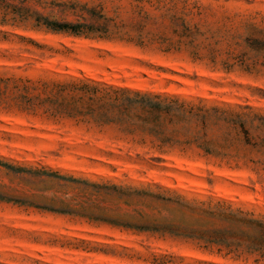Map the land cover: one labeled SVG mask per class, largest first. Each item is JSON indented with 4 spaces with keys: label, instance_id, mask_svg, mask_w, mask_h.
I'll return each instance as SVG.
<instances>
[{
    "label": "clouds",
    "instance_id": "clouds-1",
    "mask_svg": "<svg viewBox=\"0 0 264 264\" xmlns=\"http://www.w3.org/2000/svg\"><path fill=\"white\" fill-rule=\"evenodd\" d=\"M67 2L76 5L75 22L83 26L76 35L92 41L88 58L79 54L81 49L74 41L61 40L56 45L61 67L55 72L62 74L40 72L38 78L41 82L88 85L84 91L89 94L96 90L97 96L118 94L123 99L82 116L57 112L59 127L50 129L46 138L52 142L50 153L36 159L41 168L50 162L59 170L70 163L78 170L50 175V180L59 183L41 179L25 188L0 170V264H89L88 253L108 235H88L97 229L76 231L70 224L25 228L30 216L11 205L34 201L48 212L87 215L90 221L119 215L124 228H139L142 235H129L121 241L127 246L125 264H194L171 246L174 238L214 264H264V0ZM65 43L67 48L62 46ZM128 52L135 58L123 59ZM38 59L33 49L25 62L34 70L49 66L37 63ZM141 61L144 66L137 69ZM73 63L92 70L93 80L86 75L74 79L78 75L74 70L65 72L64 65L71 69ZM172 63L186 72L189 67L193 72L209 68L215 73L206 82L211 86L198 89L187 100L173 101L118 91L103 75L108 67L115 66L112 75L123 74L121 65L131 67L122 88L140 82L149 89L157 80L150 77L144 81L143 73L153 65L167 67ZM96 79L100 83H94ZM157 79L162 86H172L162 77ZM46 95L31 93V110L51 112L60 100L70 98L67 92L57 101L46 99ZM22 110L21 101L0 97V120L4 121L0 145L8 154L14 147L8 133L15 130ZM77 125L80 134H73ZM241 125L249 129L246 138L238 134ZM179 153L201 161L192 178L197 184L191 180L175 183L170 169L176 166L152 159L163 156L170 162ZM110 165L115 168L108 170ZM153 170L159 179L150 181ZM85 172L88 180L98 183L112 181L146 188L139 195L147 200L120 211L115 205L97 206L78 195L76 186L89 184L72 177ZM92 172L99 174L92 176Z\"/></svg>",
    "mask_w": 264,
    "mask_h": 264
},
{
    "label": "rangeland",
    "instance_id": "rangeland-1",
    "mask_svg": "<svg viewBox=\"0 0 264 264\" xmlns=\"http://www.w3.org/2000/svg\"><path fill=\"white\" fill-rule=\"evenodd\" d=\"M75 8L76 5L67 2V0H14V2L13 0H0V13L3 14L2 19H0V29H8V31H0V45L9 46L8 49L0 48V60L7 62L6 64L0 63V97L21 101L24 104V110L18 113L15 130L8 133L9 143L14 144L12 153H6L3 145H0V170H3L7 176H11L14 181L25 188H31L32 184L41 179L49 180L51 183H59V181L50 180V175L58 174L59 171H78L73 169L70 163L66 164L64 169L59 170L53 168L50 162L41 168L39 167L41 162L36 159L37 156H44L46 152L50 153L52 142L46 138L51 135L50 129L59 127L56 119L57 112H68L82 116L85 112L93 111L104 104L119 103L114 99V95H111L113 97H100L97 96L96 90H93L92 94L85 92L84 89L88 85L41 82L38 78L40 72H54L57 76L62 74L55 72V69L61 67L57 59L60 57V51L56 48L61 40L74 41L75 47L81 49L79 54L87 60L88 45L92 41L87 38L81 40L78 35L69 31H54L52 28L53 24H72L79 26L78 30L81 31L83 26L75 22ZM62 46L67 48V43ZM33 49L39 54L37 63L47 64L48 67L34 70L33 65L25 62L31 57ZM112 55L109 53V56ZM134 58L135 56L131 52L123 56V59ZM143 66L144 62L141 61L135 67L139 69ZM121 69L123 74L117 72L116 75H112L115 66L105 68L103 75L105 80H108L110 87L163 97L184 98L185 100L198 89L209 88L211 85L206 82L215 75L209 68H200L197 72H193L192 68L189 67L186 72L176 63L167 67L162 64L153 65L149 71L143 73L144 81H148L150 77L157 80L155 85H149V90L144 88L140 82L133 84L130 88H122L124 78L130 75L132 68L121 65ZM73 70L78 73L74 79L86 75L87 79L93 80L95 75L92 70L83 66L77 67L75 63L71 69L64 65L65 72ZM109 77H111L110 80ZM159 77L170 81L172 86H162L157 79ZM93 82L100 83L98 79ZM33 92L47 94L46 99L51 101H57L58 98L64 97L66 92L70 94V98L60 100L58 106L53 108L51 112L48 110L33 111L30 108L33 100L31 93ZM3 124L4 121L0 120V125ZM9 127L11 128L12 125ZM72 133L80 134L78 125L72 128ZM248 133L249 129L243 125L238 128V134L241 137L246 138ZM61 138L63 139V136ZM25 156L28 157L27 160L24 159ZM152 159L154 163L165 165L171 163L176 166L170 169L173 177H175V183L182 184L186 180H191L194 185L198 183L197 180L192 179L196 176V170L200 168L201 164L197 158L188 157L187 153H179L177 158L170 162L165 161L163 156H154ZM89 162H91V158H89ZM114 168L115 165H110L108 170ZM188 169H192V171L189 172ZM182 172L187 174L182 176L180 175ZM98 174V172H92L90 175ZM88 175L89 173L85 172L81 176L72 178L85 180L89 184L88 187H85L84 184L77 185L76 187L80 190L78 195L92 200L97 206L115 205L116 210L120 211L147 200V197L139 195V193L146 192V188L112 181L98 183L95 180H88ZM124 175L127 179L128 174L125 173ZM115 179L118 181L119 177ZM156 179L159 177L153 170L149 180ZM29 181L31 184L28 183ZM141 182H143V178H141ZM4 203H9V201ZM11 207L18 211L22 209L30 216V219L23 225L25 228L43 226L59 228L64 224H70L76 231L97 229V231L87 232L88 235L107 233L108 235H104L103 241L99 242L88 253L89 264H125L128 259L127 246L121 241L127 239L129 235L143 234L139 228H124L119 215H112L99 221H90L87 215L70 217L48 212L42 204L36 201L27 205L13 204ZM171 246L182 251V258L192 260L194 264H214L211 260L200 258V254L191 245L183 243L179 238L172 239Z\"/></svg>",
    "mask_w": 264,
    "mask_h": 264
},
{
    "label": "trees",
    "instance_id": "trees-1",
    "mask_svg": "<svg viewBox=\"0 0 264 264\" xmlns=\"http://www.w3.org/2000/svg\"><path fill=\"white\" fill-rule=\"evenodd\" d=\"M52 28L54 31H69L72 34H77L79 32L78 28L79 26L77 25H72V24H56V25H52ZM118 91H132V90H128V89H117ZM141 94H146V93H142ZM114 95V99H116V101H118L119 103L122 101L123 97H121L118 94H113ZM146 95H151V96H159V97H163L161 95H153V94H146ZM113 97V96H110ZM167 97V96H166ZM170 100H179V98H173V97H167ZM161 116H164L165 119H167V115L165 113H160ZM244 129V128H243Z\"/></svg>",
    "mask_w": 264,
    "mask_h": 264
}]
</instances>
